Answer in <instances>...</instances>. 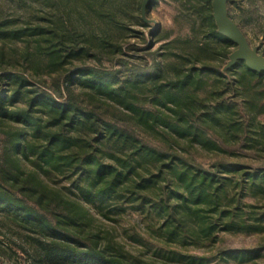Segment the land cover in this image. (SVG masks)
Instances as JSON below:
<instances>
[{
	"label": "trees",
	"instance_id": "trees-1",
	"mask_svg": "<svg viewBox=\"0 0 264 264\" xmlns=\"http://www.w3.org/2000/svg\"><path fill=\"white\" fill-rule=\"evenodd\" d=\"M173 1L193 17L189 34L160 58L131 45L145 52L135 60L119 39L128 30L146 38L114 13L110 26L88 33L57 12L21 22L0 10V215L34 234L33 264H151L100 233L91 211L109 219L133 210L160 248L180 252L215 246L220 230L263 227L264 214L246 218L242 202L263 161L250 171L255 165L209 163L192 150L225 153L209 115L235 90L236 66L225 67L237 45L218 32L212 0ZM142 4L130 19L146 28ZM57 180L65 185H51ZM177 251L168 256L176 264L197 261Z\"/></svg>",
	"mask_w": 264,
	"mask_h": 264
},
{
	"label": "rangeland",
	"instance_id": "rangeland-1",
	"mask_svg": "<svg viewBox=\"0 0 264 264\" xmlns=\"http://www.w3.org/2000/svg\"><path fill=\"white\" fill-rule=\"evenodd\" d=\"M141 2L144 3V0H0V10L15 13L21 22L35 21L40 17L50 18L57 12L64 15L70 24L88 33H96L110 26L108 15L114 13L119 19L128 20L130 28L142 32L146 38L144 41L141 33L130 30L122 34L126 38L119 41L124 46L126 58L135 60V54L145 53L128 48L135 44L141 48L150 46L160 58L166 43L175 38H185L189 34L193 17L186 11L182 12L178 3L173 0H151L149 10L147 6L146 11L142 12V18L148 24V27L143 28L135 25V18L130 19L139 15L137 4ZM252 4L255 6L254 10ZM228 8L231 18L241 27L250 46L264 56V0H229ZM156 30L162 31V39L153 36ZM230 61L225 69L230 68ZM89 62L95 65L94 61ZM111 64L109 60H104L105 66L110 67ZM234 66L235 71L230 76L237 80L235 90L228 101L218 105L209 115V118L220 125L217 131L224 135L225 153L218 155L197 144L192 150L199 159L209 163L217 159L232 164L250 163L255 165L250 171H256L258 161L264 163V72L255 75L248 71L242 61ZM255 157H259V160ZM250 177L248 176L249 180L245 183L242 202L245 205V217L257 219L264 214V176L256 181H251ZM51 185L62 188L65 182L57 180ZM234 192L237 190H232L230 195ZM91 215H94L95 225L100 233L109 235L142 261L151 264H176L177 260L168 257L173 250L177 251L176 247L160 248L144 231V217L137 212L128 210L119 215L113 213L109 219L93 211ZM0 222L4 225L2 233L5 234L0 235V264H33L36 253L29 236L34 234L15 227L1 215ZM219 235L221 240L215 246L205 249L190 246L177 252L194 256L197 260L194 264H264V225L254 232L220 230ZM222 241V248H226V251L221 256L219 248Z\"/></svg>",
	"mask_w": 264,
	"mask_h": 264
},
{
	"label": "water",
	"instance_id": "water-1",
	"mask_svg": "<svg viewBox=\"0 0 264 264\" xmlns=\"http://www.w3.org/2000/svg\"><path fill=\"white\" fill-rule=\"evenodd\" d=\"M151 0H144L143 13ZM229 0H212L213 17L218 32L231 39L237 49L230 56L229 66L236 65L242 61L246 66L255 72H264V56L259 54L256 48H252L241 27L231 18L228 8Z\"/></svg>",
	"mask_w": 264,
	"mask_h": 264
}]
</instances>
